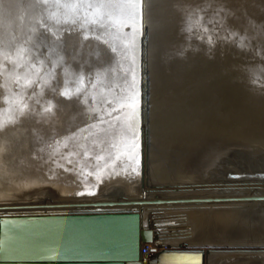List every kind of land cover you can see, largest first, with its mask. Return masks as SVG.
Instances as JSON below:
<instances>
[{
    "label": "bare ground",
    "instance_id": "6f19581e",
    "mask_svg": "<svg viewBox=\"0 0 264 264\" xmlns=\"http://www.w3.org/2000/svg\"><path fill=\"white\" fill-rule=\"evenodd\" d=\"M263 197L264 0H0V211L139 208L154 257Z\"/></svg>",
    "mask_w": 264,
    "mask_h": 264
},
{
    "label": "water",
    "instance_id": "95a60500",
    "mask_svg": "<svg viewBox=\"0 0 264 264\" xmlns=\"http://www.w3.org/2000/svg\"><path fill=\"white\" fill-rule=\"evenodd\" d=\"M142 71L141 63V87ZM140 166L142 170V158ZM141 190L145 192L150 187L141 181ZM120 202L119 205L140 207L150 202L163 203L160 200L147 203ZM97 205L101 204H94ZM140 212L141 209L133 207L107 210L95 207L79 211H0V264H203L205 253L236 254L237 262L234 264H261L263 260L264 236L256 235V231L252 230L249 236H245L238 229L232 234L219 230L215 233L217 230L209 229V236L200 244L169 245L151 259L142 260V244L153 243L159 249L163 246L157 239L159 232H153L150 226L173 225V221L149 223L148 218L143 221ZM248 254L253 256L249 258L252 263L243 261L245 256L241 255ZM191 257L198 259L195 262L186 261Z\"/></svg>",
    "mask_w": 264,
    "mask_h": 264
},
{
    "label": "rangeland",
    "instance_id": "374dc122",
    "mask_svg": "<svg viewBox=\"0 0 264 264\" xmlns=\"http://www.w3.org/2000/svg\"><path fill=\"white\" fill-rule=\"evenodd\" d=\"M254 153V152H253ZM254 155H256V154H254ZM253 160H256V158L254 157V158H252ZM252 159H251V161H252ZM239 160H241V159H239ZM242 161V160H241ZM223 174H225V173H223ZM241 175V174H240ZM246 176H250V179H252V177H253V179L254 178H256V176H254L253 174H250V175H246ZM236 180V182L238 181V178L237 179H235ZM241 180V179H240ZM243 180V179H242ZM223 191H225V189L223 190ZM115 193V192H114ZM141 193V195H142V192H140ZM222 194V193H221ZM223 194H225V193H223ZM113 196H115V195H117L116 193L115 194H112ZM152 197V196H151ZM129 198V197H128ZM151 199H153V198H151ZM212 206H215V205H212ZM206 207H211V206H205V207H199V208H206ZM216 207V206H215ZM218 207V206H217ZM248 207H250V208H248V209H244V208H242V207H240V208H242L241 210L244 212L245 210H249V211H256V212H263L264 213V203L262 202V203H252V204H250ZM101 208V207H100ZM220 208H224L223 206L222 207H220ZM227 208V207H226ZM231 208V207H230ZM232 208H233V206H232ZM239 208V207H238ZM92 209V208H91ZM14 210H18V209H14ZM244 216H246V214H243ZM250 217L251 216H254V215H249Z\"/></svg>",
    "mask_w": 264,
    "mask_h": 264
},
{
    "label": "built area",
    "instance_id": "2783aa9c",
    "mask_svg": "<svg viewBox=\"0 0 264 264\" xmlns=\"http://www.w3.org/2000/svg\"><path fill=\"white\" fill-rule=\"evenodd\" d=\"M159 248L156 247L155 244H142L140 247V254L142 257V260H148L150 259L158 250Z\"/></svg>",
    "mask_w": 264,
    "mask_h": 264
}]
</instances>
